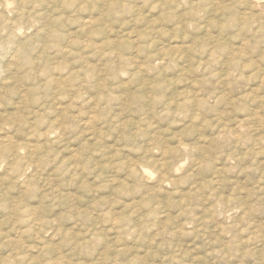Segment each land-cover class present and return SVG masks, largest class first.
Wrapping results in <instances>:
<instances>
[{"label": "rangeland", "instance_id": "obj_1", "mask_svg": "<svg viewBox=\"0 0 264 264\" xmlns=\"http://www.w3.org/2000/svg\"><path fill=\"white\" fill-rule=\"evenodd\" d=\"M1 15L0 264H264V0Z\"/></svg>", "mask_w": 264, "mask_h": 264}, {"label": "bare ground", "instance_id": "obj_2", "mask_svg": "<svg viewBox=\"0 0 264 264\" xmlns=\"http://www.w3.org/2000/svg\"><path fill=\"white\" fill-rule=\"evenodd\" d=\"M7 3V2H6ZM5 5H10L9 3H7V4H5ZM8 7V6H7ZM10 7V6H9ZM6 8V7H5ZM4 11H5V9H4ZM9 11H11V10H9ZM21 11V10H20ZM16 12V11H15ZM7 13V12H6ZM17 16V15H16ZM16 16H15V18H16ZM0 17H2V15L0 16ZM21 18V17H20ZM22 20V19H21ZM2 21V20H1ZM1 23V22H0ZM12 23H13V21H12ZM87 23V22H86ZM89 23V22H88ZM15 24V23H14ZM16 25V24H15ZM19 27V26H18ZM3 28V30H6V28H5V26L4 27H2ZM5 28V29H4ZM10 28V27H9ZM2 31V30H1ZM17 31V30H16ZM4 32V31H3ZM20 32V31H19ZM16 33V32H15ZM17 35V34H16ZM13 36V35H12ZM10 38H11V36H10ZM13 38V37H12ZM14 39V38H13ZM11 45V44H10ZM19 45V44H18ZM18 45H17V47H18ZM9 46V45H8ZM15 47V46H14ZM20 47V46H19ZM11 48V47H10ZM17 49V48H16ZM17 52V51H16ZM20 52V51H19ZM18 52V53H19ZM14 56V55H13ZM13 56H11V57H13ZM16 57V56H15ZM14 58V57H13ZM12 58V59H13ZM11 59V58H10ZM149 172V171H148ZM143 173H146V171L144 170V172Z\"/></svg>", "mask_w": 264, "mask_h": 264}]
</instances>
